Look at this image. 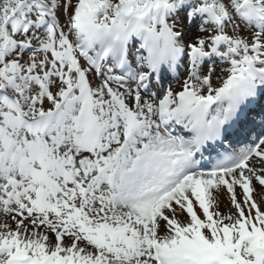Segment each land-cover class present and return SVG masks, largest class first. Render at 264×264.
I'll list each match as a JSON object with an SVG mask.
<instances>
[{
  "label": "snow or ice",
  "instance_id": "6c2138e0",
  "mask_svg": "<svg viewBox=\"0 0 264 264\" xmlns=\"http://www.w3.org/2000/svg\"><path fill=\"white\" fill-rule=\"evenodd\" d=\"M0 264H264V0H0Z\"/></svg>",
  "mask_w": 264,
  "mask_h": 264
}]
</instances>
